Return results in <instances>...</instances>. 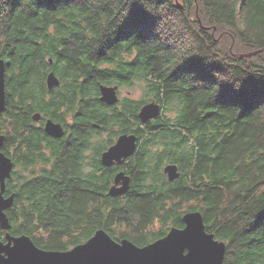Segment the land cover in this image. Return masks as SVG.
Wrapping results in <instances>:
<instances>
[{
    "label": "trees",
    "instance_id": "obj_1",
    "mask_svg": "<svg viewBox=\"0 0 264 264\" xmlns=\"http://www.w3.org/2000/svg\"><path fill=\"white\" fill-rule=\"evenodd\" d=\"M0 51L11 235L68 251L105 230L143 247L198 211L227 244L224 264H264V0H0ZM101 85L129 93L107 107ZM152 101L161 113L143 123ZM46 119L75 125L51 139ZM107 122L109 144L137 137L124 196L110 195L116 170L100 162Z\"/></svg>",
    "mask_w": 264,
    "mask_h": 264
},
{
    "label": "water",
    "instance_id": "obj_2",
    "mask_svg": "<svg viewBox=\"0 0 264 264\" xmlns=\"http://www.w3.org/2000/svg\"><path fill=\"white\" fill-rule=\"evenodd\" d=\"M182 9V6L179 5ZM52 63V60L50 61ZM6 63L0 51V115L6 106L5 87ZM47 85L50 89L59 86L60 80L54 73L48 75ZM101 100L108 105L119 102L118 87L100 86ZM161 113V106L152 101L144 105L139 112L143 123L150 122ZM41 115L35 114L33 120L38 122ZM48 135L62 138L65 134L62 126L48 120L45 126ZM6 137L0 135V227L5 232V240L0 241V264H224L227 244L218 240L214 233L206 230L203 215L189 212L183 216L184 228L173 227L168 234L139 247L128 239L121 242L114 240L105 230H99L87 242L68 251H47L35 245L26 236H13L7 210L13 207L15 195L5 196L6 181L12 178L14 162L5 155L3 147ZM137 137L121 135L117 143L102 156L106 166L121 165L124 160L136 152ZM170 182L180 176L177 165L169 164L164 169ZM120 185V186H119ZM131 188V178L121 172L115 176L110 189L112 196H124Z\"/></svg>",
    "mask_w": 264,
    "mask_h": 264
},
{
    "label": "flooded vegetation",
    "instance_id": "obj_3",
    "mask_svg": "<svg viewBox=\"0 0 264 264\" xmlns=\"http://www.w3.org/2000/svg\"><path fill=\"white\" fill-rule=\"evenodd\" d=\"M51 73H54V72H50L49 74H51ZM48 74V75H49ZM55 74V73H54ZM56 76V75H55ZM57 77V76H56ZM47 78H48V76H47ZM46 84H47V80H46ZM61 86V82H60V85L59 86H56V87H54V88H52V89H50L49 87H48V85H47V89L49 90V92H55L54 90L56 89V88H58V87H60ZM118 95H119V93H118ZM119 98H120V95H119ZM49 99V98H48ZM100 100H101V90H100ZM101 102L102 103H104L102 100H101ZM107 107L108 106H111V105H108V104H106V103H104ZM113 106V105H112ZM107 110H108V108H107ZM36 114H38V113H36ZM40 115H41V119H40V121H38V122H36V121H34V122H36V123H40L41 122V120L42 119H44V116L41 114V113H39ZM35 115V114H34ZM48 120H51V121H53L52 119H46V121H45V123H44V132L46 133V131H45V126H46V123H47V121ZM106 120H108V114L106 115ZM54 122V121H53ZM54 123H56V124H60V123H57V122H54ZM74 123H72V122H68V129H69V127L70 126H72ZM61 126H62V128H63V130H64V132H65V134H64V136L62 137V138H55V137H52V136H50V135H48L47 133H46V135L48 136V137H50L51 139H57V140H63V139H65L64 137L67 135V133H69V131H68V129H66V128H64V126L62 125V124H60ZM75 125V124H74ZM93 127L95 128V129H101V125H97V124H93ZM121 135H124V134H121ZM121 135H119L116 139H115V141L114 142H112V143H110L109 144V142H110V137H108V122H107V128H106V133H105V143H106V148H105V150H103V152H102V154H101V157H100V162L102 163V165L104 166V167H107V168H114L116 171H115V176L117 175V174H119V173H121V172H123V173H125V175L126 176H131L130 175V173L128 172V164H129V159L131 158V157H133V156H131L130 158H128V159H126V160H124V162H123V164H121V165H118V164H114V165H112V166H106V165H104L103 164V162H102V156H103V154L104 153H106V152H108V150L112 147V146H114L116 143H117V140L119 139V137L121 136ZM59 143V142H58ZM57 143V144H58ZM108 144H109V146H108ZM54 146H55V143H44V145H43V149H44V153H46V154H50V153H52V151H53V149H55L54 148ZM95 147H94V145L92 144V145H90V147H89V149H87V151L89 152V154H91V149H94ZM17 143L15 144V146L13 147V149H12V153L14 154V153H16L17 152ZM138 151V145L136 144V152ZM135 152V153H136ZM135 155V154H134ZM15 165H16V163H14ZM15 165H14V171H16V169H15ZM165 169V168H164ZM164 174H165V172H164ZM166 175V174H165ZM115 176H114V181H113V184L111 185V187L114 185V182H115ZM167 176V175H166ZM131 178V177H130ZM167 178H168V176H167ZM169 180V179H168ZM131 185H132V180H131ZM120 186V185H119ZM111 189V188H110ZM165 237V236H164ZM163 238V237H162ZM161 239V238H160ZM115 240V239H114ZM123 239H121V240H119V241H117V242H121ZM157 240H159V239H157ZM153 243V242H152Z\"/></svg>",
    "mask_w": 264,
    "mask_h": 264
},
{
    "label": "snow or ice",
    "instance_id": "obj_4",
    "mask_svg": "<svg viewBox=\"0 0 264 264\" xmlns=\"http://www.w3.org/2000/svg\"><path fill=\"white\" fill-rule=\"evenodd\" d=\"M135 23H136V21H135L134 18H129V20L126 21V24H128V25H132V24H135ZM180 71L181 72H184V71H194V69L193 68H183V69H180Z\"/></svg>",
    "mask_w": 264,
    "mask_h": 264
},
{
    "label": "rangeland",
    "instance_id": "obj_5",
    "mask_svg": "<svg viewBox=\"0 0 264 264\" xmlns=\"http://www.w3.org/2000/svg\"><path fill=\"white\" fill-rule=\"evenodd\" d=\"M128 93H129L128 90H121V92L119 91V95H121V96L122 95H127ZM133 95H134L135 98H138L140 96L139 91L136 90Z\"/></svg>",
    "mask_w": 264,
    "mask_h": 264
},
{
    "label": "bare ground",
    "instance_id": "obj_6",
    "mask_svg": "<svg viewBox=\"0 0 264 264\" xmlns=\"http://www.w3.org/2000/svg\"><path fill=\"white\" fill-rule=\"evenodd\" d=\"M174 182V181H173ZM185 225V224H184Z\"/></svg>",
    "mask_w": 264,
    "mask_h": 264
}]
</instances>
